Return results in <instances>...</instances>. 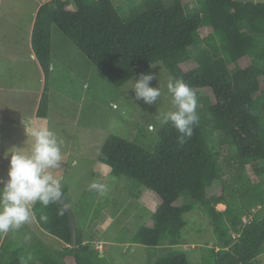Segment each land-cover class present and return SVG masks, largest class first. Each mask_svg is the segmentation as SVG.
Returning a JSON list of instances; mask_svg holds the SVG:
<instances>
[{
  "label": "trees",
  "instance_id": "trees-1",
  "mask_svg": "<svg viewBox=\"0 0 264 264\" xmlns=\"http://www.w3.org/2000/svg\"><path fill=\"white\" fill-rule=\"evenodd\" d=\"M43 1L31 38L46 76L39 118L48 117L54 27L117 88L160 64L196 92L199 123L184 144L169 121L154 133L139 126L129 140L111 136L98 157L112 179L140 184L160 198L149 222L137 227L133 243L167 250L153 264H191L184 251L173 250L183 243L185 216L198 210L210 219L216 237L214 247L202 246L198 264H258L264 254V3L126 0L116 6L115 0H73L72 10L71 0ZM244 61L246 67H240ZM183 65L194 66L184 70ZM222 146H228L223 158ZM248 165L257 182L244 178ZM62 192L70 204L67 191ZM97 195L95 190L84 195L93 201L90 207L85 202L79 209L70 206L77 246L61 201L47 207L36 203L40 228L62 248L44 241L4 243L5 234L0 235V264H110L84 236L86 221L94 224L99 217Z\"/></svg>",
  "mask_w": 264,
  "mask_h": 264
},
{
  "label": "rangeland",
  "instance_id": "rangeland-1",
  "mask_svg": "<svg viewBox=\"0 0 264 264\" xmlns=\"http://www.w3.org/2000/svg\"><path fill=\"white\" fill-rule=\"evenodd\" d=\"M125 1L115 0L114 3L120 6ZM236 1L264 3V0ZM44 2L0 0V84L4 74H7L8 80H12L11 83L13 80L20 82L16 76L21 75V98L15 95V99L22 103V125L14 127L17 114L6 109L9 93L0 90V93L3 92L0 97H4L3 105L0 103V178H6L8 174L10 157L5 159V153L13 147L30 152L33 143L27 137L24 126L36 127L32 120L33 109L37 105L34 91H39L40 86L41 90L45 87L40 83L39 67L36 59L32 58L30 44L35 13ZM184 2L189 4L191 0ZM70 9H75L74 1ZM52 39L53 67L48 83L49 128L63 141L64 155L62 168L53 170L54 174L61 180L62 189L67 191L66 199L73 209L82 208L84 202L87 207L92 206L93 201L86 200L84 195L91 190L98 191L95 204L101 206L99 217L94 220V224L90 219L86 221L84 236L86 242L93 243L95 248L102 251V256L110 264H153L167 250L135 244L133 238L137 227L149 222L159 207L160 198L142 190L140 184L128 186L127 183L112 179L109 176L110 168L100 164L98 157L111 136L129 140L139 126L148 130L153 125L154 130L150 132L156 131V127L163 123L160 114L174 110L167 88L169 81L174 79L160 64L152 66L150 74L155 79L150 82V86L159 87L161 96L153 105H148L142 99L135 98V91L131 88L136 80L117 88L56 27L53 28ZM18 64L20 71L17 70ZM14 65L16 70L13 69ZM246 65V61L239 64L240 67ZM183 66L184 70H189L194 65ZM42 76L45 77L44 72ZM113 103L119 107L113 109ZM227 149L228 146L220 148L222 158L226 156ZM229 177L228 172L226 178ZM247 177L253 182L258 181L251 165L247 166L244 173V178ZM115 204L119 209H115ZM217 208L220 211L226 210V206L218 205ZM94 211V207L89 209L90 218H93ZM252 212L255 214L257 210ZM185 219L188 225L182 233L183 243L175 247L173 252L182 250L190 258L191 264H198L201 261L202 246H215L214 227L210 219L198 210L187 214ZM244 220L247 222L246 218ZM3 241L27 246L31 242L44 241V244L54 249L63 246L60 240L40 228L34 214L33 219L19 230L5 234ZM258 259V264H264V254Z\"/></svg>",
  "mask_w": 264,
  "mask_h": 264
},
{
  "label": "clouds",
  "instance_id": "clouds-1",
  "mask_svg": "<svg viewBox=\"0 0 264 264\" xmlns=\"http://www.w3.org/2000/svg\"><path fill=\"white\" fill-rule=\"evenodd\" d=\"M153 79V74L142 73L131 88L135 91V98L148 105H153L161 96L159 87L150 86ZM167 88L174 110L161 113L160 119L163 123L171 122L179 133L177 139L182 145L192 137L194 126L199 123L197 95L182 79L170 80ZM111 107L117 109L119 105L113 103ZM24 127L27 137L33 141L31 151L24 152L13 147L5 153V159H10L7 177L0 178V235L19 230L29 223L33 219V205L36 203L47 207L58 203L63 195L62 182L53 171L62 168L63 141L47 126ZM149 130L154 129L149 126ZM40 219L46 220L47 217L42 215Z\"/></svg>",
  "mask_w": 264,
  "mask_h": 264
},
{
  "label": "crops",
  "instance_id": "crops-1",
  "mask_svg": "<svg viewBox=\"0 0 264 264\" xmlns=\"http://www.w3.org/2000/svg\"><path fill=\"white\" fill-rule=\"evenodd\" d=\"M35 16H36V13H35ZM31 49H32V45H31ZM32 58L35 60L36 56L34 54H32ZM35 61L37 62L36 65H38V67H39L40 83L43 84V86L45 87V85H44L46 83L45 73H44L45 77H43L42 73L44 71L41 68V65L39 64L37 59ZM13 69L16 70L15 69V65H14ZM17 70L18 71L21 70L20 64H18ZM6 76H7V74H4V80H3L4 83L2 82L0 84V90H2L3 92H5V91L7 92L8 91L9 95L6 97V103L7 104H5L6 109L8 111L12 110V111H14L17 114V118H16V120L14 122V127H16V126L17 127H21V125H22V103L19 100L15 99V95L20 97V94H21V75L16 76V78H18L20 80V82H18L17 80H13L12 83H11L12 80H8V78H6ZM14 76H15V74H13V79H14ZM3 92L0 93V95H3ZM34 92H35V100L37 101V105H36L35 109H33L32 120L34 122V125L36 127H40V126L49 127V116L47 117V119H44V118H39L38 115H37L38 114V110H39L40 101H41V98H42V95H43V92H44V89L41 90V86H40L39 91H34ZM0 98H1L0 103L2 102V105H3L4 97L1 96ZM8 104H10V106Z\"/></svg>",
  "mask_w": 264,
  "mask_h": 264
},
{
  "label": "water",
  "instance_id": "water-1",
  "mask_svg": "<svg viewBox=\"0 0 264 264\" xmlns=\"http://www.w3.org/2000/svg\"><path fill=\"white\" fill-rule=\"evenodd\" d=\"M61 203L65 206L68 215L70 216L71 226H72V239H73V246H77V226H76V219L73 214V211L70 205L61 197Z\"/></svg>",
  "mask_w": 264,
  "mask_h": 264
}]
</instances>
